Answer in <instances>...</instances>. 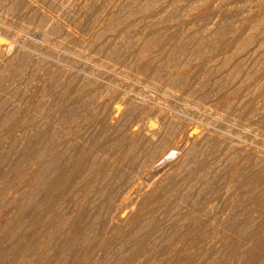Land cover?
<instances>
[{"label":"rangeland","instance_id":"rangeland-1","mask_svg":"<svg viewBox=\"0 0 264 264\" xmlns=\"http://www.w3.org/2000/svg\"><path fill=\"white\" fill-rule=\"evenodd\" d=\"M15 1L0 0V264H130L146 240L155 248L145 255L156 257L147 264H177L185 257L178 264H219L229 244L241 241L240 227L263 234L264 0ZM253 25L257 42L231 51L234 39ZM224 58L231 66L223 65ZM118 105L122 122L136 119L162 129L156 142L184 135L183 150L150 166L139 150L125 147L127 129L119 136L112 128L111 110ZM57 110L61 114L49 118ZM215 149L212 174L199 169ZM226 150L225 159L220 153ZM244 156L257 163L253 191L229 180ZM179 227L186 235L176 232ZM170 239L188 249L175 258L180 247ZM167 241L172 250H165ZM193 248L196 258L188 254Z\"/></svg>","mask_w":264,"mask_h":264},{"label":"bare ground","instance_id":"bare-ground-1","mask_svg":"<svg viewBox=\"0 0 264 264\" xmlns=\"http://www.w3.org/2000/svg\"><path fill=\"white\" fill-rule=\"evenodd\" d=\"M4 1V0H3ZM15 1V0H14ZM19 1V0H18ZM7 2V1H6ZM6 2H4V3H6ZM16 2V1H15ZM21 2H22V0H21ZM202 2V1H201ZM254 2H257V1H254ZM14 4V3H13ZM16 4V3H15ZM17 5V4H16ZM247 5V4H246ZM245 5V6H246ZM250 5V4H249ZM202 6V5H201ZM236 6V5H235ZM240 6H242V5H240ZM245 6H243V7H245ZM248 6V5H247ZM246 6V7H247ZM240 8V7H239ZM234 10V9H233ZM251 10H252V8H251ZM249 11V10H248ZM8 13V12H7ZM225 13V12H224ZM228 13V12H227ZM233 13V12H232ZM54 14V13H53ZM139 14V13H138ZM169 14H170V12H169ZM173 14V13H172ZM10 15V14H9ZM48 15V14H47ZM198 15V14H197ZM202 15V14H201ZM52 16V15H51ZM245 16V15H244ZM49 17V16H48ZM52 18V17H51ZM58 18V17H57ZM163 18V17H162ZM228 18V17H227ZM48 19V18H47ZM181 19V18H180ZM185 19V18H184ZM56 20V19H55ZM195 21H196V19H195ZM59 22H61V21H59ZM199 22H201V20L199 21ZM217 22V21H216ZM62 23V22H61ZM194 23V22H193ZM45 24V23H44ZM198 24V23H197ZM200 24V23H199ZM192 25V24H191ZM196 26V25H195ZM213 26V25H212ZM219 26V25H218ZM233 26V25H232ZM119 27V26H118ZM177 27V26H176ZM175 27V28H176ZM190 27V26H189ZM200 26H198V28H199ZM209 27V26H208ZM111 28H112V26H111ZM192 28V27H191ZM212 28V27H211ZM231 28V27H230ZM255 25H253V26H251L248 30H249V32L248 33H246L245 35H243V34H241V35H239V36H237L235 39H234V43H233V45H231V51H236V49H241V50H244L245 49V47H248V46H252V45H254L256 42H257V39L260 37L259 35H257V32H254L255 31ZM68 29V28H67ZM71 29V28H70ZM184 29V28H183ZM203 29H205V28H203ZM224 29H225V27H224ZM21 30V29H20ZM189 30V29H188ZM247 30V29H246ZM27 31V30H26ZM40 31V30H39ZM45 31V30H44ZM58 31V30H57ZM60 31V30H59ZM202 31V30H201ZM204 31V30H203ZM207 31V33H208V30H205V32ZM17 32V31H16ZM47 32V31H46ZM91 32V31H90ZM172 32V31H171ZM211 32H214V31H211ZM229 32V31H228ZM180 33V32H179ZM181 33L183 34V32L181 31ZM180 33V34H181ZM187 33V32H186ZM158 34V33H157ZM195 34H196V32H195ZM197 34H199V32L197 33ZM203 34H205V33H203ZM143 35V34H142ZM144 35H145V33H144ZM175 35V34H174ZM202 35V34H201ZM44 34H42V33H39V32H37V36H36V38L37 39H39V40H41L42 42L44 41ZM167 36V35H166ZM182 36V35H181ZM215 36V35H214ZM223 36V35H222ZM35 37V36H34ZM52 37V36H51ZM141 37V36H140ZM156 37H157V35H156ZM163 37V36H162ZM161 37V38H162ZM201 38V37H200ZM264 38V37H263ZM26 39V38H25ZM147 39V38H146ZM163 39H165V38H163ZM169 39V38H168ZM177 39V38H176ZM174 37H172L171 36V39H169V41L170 42H174L175 40H176ZM24 40V39H23ZM27 40V39H26ZM97 40V39H96ZM112 40V39H111ZM138 40V39H137ZM153 40V39H152ZM162 40V39H161ZM161 40H159V41H161ZM13 41H14V39H13ZM21 41V40H20ZM26 42V41H25ZM41 42V43H42ZM88 42V41H87ZM127 43H129V41H126ZM148 42V41H147ZM198 42V41H197ZM34 43V42H33ZM40 43V44H41ZM140 43V42H139ZM11 44V43H10ZM9 44V45H10ZM137 44V43H136ZM142 44V43H141ZM160 44V43H159ZM165 44V43H164ZM42 45V44H41ZM53 45V44H52ZM135 45V44H134ZM170 45V44H169ZM168 44H166V46H169ZM201 45V44H200ZM34 46V45H33ZM117 46V45H116ZM157 46V45H156ZM162 46V45H161ZM208 46V45H207ZM30 47V46H29ZM135 47V46H134ZM165 47V46H164ZM6 48V47H5ZM14 48V45H11V46H9L8 47V49L9 50H4L3 51V53L2 54H5V53H9V52H11V50ZM32 48V47H31ZM98 48H101V47H98ZM107 48V47H106ZM18 49V48H17ZM20 49V48H19ZM155 49H156V47H155ZM160 49V48H159ZM193 49V48H192ZM141 50V49H140ZM145 50V49H144ZM156 50H158V48L156 49ZM165 50H167V49H165ZM206 50V49H205ZM8 51V52H7ZM19 51V50H18ZM56 51V50H55ZM25 52V51H24ZM99 52V51H98ZM110 52V51H109ZM144 52V51H143ZM162 52H164V51H162ZM94 53V52H93ZM92 53V54H93ZM96 53V52H95ZM152 53V52H151ZM160 53V52H159ZM205 53V52H204ZM227 53H228V51H227ZM57 54V53H56ZM62 53H60V55H61ZM110 54V53H109ZM144 54V53H143ZM167 54V53H166ZM94 55V54H93ZM93 55H91V56H93ZM111 55V54H110ZM142 55V54H141ZM201 55V54H200ZM200 55H199V57H200ZM15 56H16V54H15ZM33 56V55H32ZM74 56V55H73ZM95 56V55H94ZM132 56V55H131ZM140 56V55H139ZM142 56H144V55H142ZM152 56V55H151ZM162 56V55H161ZM35 57V56H34ZM133 57V56H132ZM141 57V56H140ZM147 57V56H146ZM159 57V56H158ZM10 58V57H9ZM78 58V57H77ZM137 58H138V56H137ZM147 58H150V57H147ZM161 58V57H160ZM23 59V58H22ZM90 59V58H89ZM136 59V58H135ZM141 58H139V60H140ZM143 59V58H142ZM170 59V58H169ZM209 59V58H208ZM3 60V59H2ZM154 60V59H153ZM157 60H158V58H157ZM156 60V61H157ZM218 60V59H217ZM244 60V59H243ZM102 61V60H101ZM125 61V60H124ZM141 61V60H140ZM149 61V60H148ZM139 62V61H138ZM145 62V61H144ZM153 62V61H152ZM125 63V62H124ZM134 63V62H133ZM146 63V62H145ZM222 63H223V65H225V67H228V66H231V62H230V60H227V59H225L224 58V60L222 61ZM55 64V63H54ZM147 64H148V62H147ZM151 64V63H150ZM145 65V64H144ZM6 66V65H5ZM147 66V65H146ZM148 66H149V64H148ZM240 64L239 63H236L235 64V69H240ZM134 67V66H133ZM143 68V67H142ZM147 68V67H146ZM100 70V69H99ZM112 70V69H111ZM151 71V70H150ZM140 72V71H139ZM147 72V71H146ZM221 73V72H220ZM41 74V73H40ZM127 74V73H126ZM140 74V73H139ZM53 75V74H52ZM89 75V74H88ZM54 76V75H53ZM138 77V76H137ZM231 77V76H230ZM240 77V76H239ZM32 78V77H31ZM184 79V78H183ZM127 80V79H126ZM213 80V79H212ZM122 81V80H121ZM35 82V81H34ZM136 82V81H135ZM38 83V82H37ZM260 84H263L264 85V79L263 80H261L260 81ZM48 85V84H47ZM222 85V84H221ZM40 86V85H39ZM256 86V85H255ZM129 87V86H128ZM145 87V86H144ZM83 88V87H82ZM85 88V87H84ZM131 90V89H130ZM41 91V90H40ZM149 91V90H148ZM258 92V91H257ZM17 93V92H16ZM46 93V92H45ZM163 93V92H162ZM175 94V93H174ZM69 95V94H68ZM262 95V94H261ZM70 96H71V94H70ZM125 96V95H124ZM149 96V95H148ZM32 97V96H31ZM73 97V96H72ZM237 97V96H236ZM124 98V97H123ZM127 98V97H126ZM247 98V97H246ZM130 99H132V98H130ZM60 100V99H59ZM94 100V99H93ZM101 100V99H100ZM122 100V99H121ZM120 100V101H121ZM125 100V99H124ZM154 100V99H153ZM68 101V100H67ZM70 102V101H69ZM100 103H102V102H100ZM139 104V103H138ZM98 105V104H97ZM101 105V104H100ZM24 107V106H23ZM65 107V106H64ZM71 107V106H70ZM123 107V106H122ZM134 107H136V106H134ZM148 107V106H147ZM63 108V107H62ZM153 108V107H152ZM195 108V107H194ZM123 109V108H122ZM142 109V108H141ZM146 109V108H145ZM125 110V109H124ZM121 108L119 107V105L118 106H114L113 108H112V110H111V114H110V119H111V124H112V128L113 129H116V133L119 135V136H123L124 134H125V131H124V128L125 129H127V132L128 133H126L127 134V137H128V141L126 142L127 144H126V146L125 147H127V149H129V150H131V151H133V150H139V152H140V157L142 158V160H144L145 162H148L149 164H150V166H153V165H155L162 157H163V155L164 154H166L167 152H169V151H174V150H177V151H182L183 150V144H184V135L183 136H179L180 138H172L171 140H166V141H164V142H156L154 139H156L155 138V136H157L158 135V132H160L162 129H160L159 128V131H155V127H154V123H150V128L149 127H147V123H145V122H142V121H140V120H136V119H132V120H127L126 122H122L121 121V115H120V113H121ZM52 112V111H51ZM54 112V111H53ZM61 110H57V111H55L54 113H52V114H50L49 113V118H52L55 114L56 115H60L61 114ZM123 112V111H122ZM145 112V111H144ZM90 113V112H89ZM5 114V113H4ZM69 116V115H68ZM106 116H107V114H106ZM105 116V117H106ZM109 116V115H108ZM88 117V116H87ZM156 117V116H155ZM154 117V119H156ZM24 118V117H23ZM109 119V120H110ZM250 119V118H249ZM73 121H75V120H73ZM77 121V120H76ZM151 121V120H150ZM156 121V120H155ZM155 121H153V122H155ZM83 122V121H82ZM87 122V121H86ZM148 122V121H147ZM158 122V121H157ZM163 122V121H162ZM175 122V121H174ZM76 124V123H75ZM149 125V124H148ZM156 125V124H155ZM76 126V125H75ZM126 126H127V128H126ZM181 126V125H180ZM16 130H18V129H16ZM80 130V129H79ZM107 130V129H106ZM157 130V129H156ZM188 130V129H187ZM75 131V130H74ZM172 131V130H171ZM200 132V131H199ZM183 133H185V132H183ZM161 134V133H160ZM172 134V133H171ZM177 134V133H176ZM190 134V133H189ZM188 134V135H189ZM193 134H195V132L193 133ZM8 135V134H7ZM202 135V134H201ZM64 136V135H63ZM192 136V135H191ZM190 136V137H191ZM233 136V135H232ZM199 137H200V135H199ZM237 137V136H236ZM3 138V137H2ZM76 138V137H75ZM78 138V137H77ZM94 139H96V138H94ZM93 139V140H94ZM1 140V139H0ZM190 140V139H189ZM228 140V139H227ZM213 142H215V141H213ZM226 142V141H225ZM121 143V142H120ZM187 143V142H186ZM30 144V143H29ZM228 144V143H227ZM216 145V144H215ZM236 145H237V143H236ZM58 146V145H57ZM219 146V145H218ZM37 147V146H36ZM39 147V146H38ZM102 147V146H101ZM120 147V146H119ZM76 148V147H75ZM198 148V147H197ZM231 148V147H230ZM229 148V149H230ZM85 149V148H84ZM233 149V148H232ZM237 149V148H236ZM92 150V149H91ZM188 150V149H187ZM228 150V149H227ZM222 151V153H220V155H221V157L222 158H227V156H228V151ZM50 151H51V149H50ZM95 151V150H94ZM83 152V151H82ZM138 152V153H139ZM188 152V151H187ZM63 153V152H62ZM121 152H117L116 154H115V156H118L119 154H120ZM128 153V152H127ZM137 153V152H136ZM216 153V149L212 152V154H210L211 156L210 157H207V158H204V159H202L201 161H200V164H198V162H197V164L198 165H201V167L199 168V169H204V168H210L209 170L211 171V174H212V171L214 170V166L215 165H217V163H218V157H216V155H214ZM52 154V153H51ZM69 154V153H68ZM72 154V153H71ZM107 154H109L108 152H107ZM122 154H123V152H122ZM121 154V155H122ZM244 154V153H243ZM48 156H49V153L47 154ZM64 155H65V153H64ZM70 155V154H69ZM125 155V154H124ZM179 155V154H178ZM51 156V155H50ZM176 156V155H175ZM260 156H261V154H260ZM98 157V156H97ZM122 157V156H121ZM136 157V156H135ZM174 157V156H173ZM220 157V158H221ZM68 158V157H67ZM66 158V159H67ZM130 158V157H129ZM115 159V158H114ZM118 159V158H117ZM138 159H140V158H138ZM184 159V158H183ZM250 159V158H249ZM78 160V159H77ZM110 160V159H109ZM127 160V159H126ZM197 160V159H196ZM251 160V159H250ZM58 161V160H57ZM92 161V160H91ZM133 161H135V160H133ZM132 161V162H133ZM172 161V160H171ZM101 162V161H100ZM106 162V161H105ZM107 162H108V159H107ZM130 162V161H129ZM178 162V161H177ZM94 163V162H93ZM103 163V162H102ZM112 163H113V161H112ZM125 163V162H124ZM140 163H143L142 161L140 162ZM139 163V164H140ZM147 163V164H148ZM160 163V162H159ZM224 163L226 164V162L224 161ZM74 164V163H73ZM92 164V163H91ZM145 164V163H144ZM93 165H95V163L94 164H92V166ZM164 165V164H163ZM70 166V165H69ZM146 166V165H145ZM235 168H234V170L231 172V174H230V181L232 180V181H236L237 182V186L238 187H247L250 191H253L256 187H258L254 182H253V180H254V178L256 177V175H257V173H258V170H257V163H255V162H251V163H249V161H248V158L246 157V156H244V157H240L237 161H236V163H235ZM94 167V166H93ZM97 167V166H96ZM102 167H103V164H102ZM131 167V166H130ZM137 167H139V166H137ZM137 167L135 166V169H137ZM143 167H144V165H143ZM89 168H90V166H89ZM99 168V167H98ZM101 168V167H100ZM99 168V169H100ZM109 168V167H108ZM132 168V167H131ZM140 169H141V167H139ZM221 168V167H220ZM219 168V169H220ZM112 169V168H111ZM115 169V168H114ZM151 169V168H150ZM157 169V168H156ZM262 169V168H261ZM29 170V169H28ZM45 170H47V169H45ZM101 170H102V168H101ZM105 170H107V168L105 169ZM110 170V169H109ZM123 170H124V168H123ZM139 170V169H138ZM152 170V169H151ZM202 170H200V171H202ZM48 171V170H47ZM116 171V170H115ZM204 171V170H203ZM51 172V171H50ZM72 172V171H71ZM100 172V171H99ZM104 172V171H103ZM107 172H109V171H106V173ZM111 172V171H110ZM117 172V171H116ZM125 172H126V170H125ZM226 172V171H225ZM227 172H228V170H227ZM263 172V171H262ZM64 173V172H63ZM105 173V172H104ZM127 173H129V172H127ZM137 173H138V171H137ZM170 173V172H169ZM223 173H224V171H223ZM83 174V173H82ZM108 175H110V173H107ZM148 174V173H147ZM259 174V173H258ZM62 175V174H61ZM116 175H118V174H116ZM162 175V174H161ZM227 175V174H226ZM23 176V175H22ZM50 176V175H49ZM115 176V175H114ZM147 176V175H146ZM25 177V176H24ZM125 177V176H124ZM142 177V176H141ZM158 177V176H157ZM194 177V176H193ZM222 177V176H221ZM258 177V176H257ZM256 177V178H257ZM145 178V177H144ZM209 178V177H208ZM20 179V178H19ZM113 179H114V177H113ZM136 179V178H135ZM141 179V178H140ZM154 179V178H153ZM104 180V179H103ZM139 180V179H138ZM142 180V179H141ZM145 180V179H144ZM184 180V179H183ZM219 180H220V176H215V182L216 183H218L219 182ZM25 181H27V180H25ZM59 181V180H58ZM136 181H137V179H136ZM148 181V180H147ZM171 181H173V180H171ZM189 181V180H188ZM192 181V180H191ZM59 183V182H58ZM115 183H116V181H115ZM152 183V182H151ZM165 183V182H164ZM212 183V182H211ZM222 183V182H221ZM26 185H27V183H25ZM111 184V183H110ZM117 184V183H116ZM133 184V183H132ZM145 184H146V182H145ZM62 185V184H61ZM115 185V184H114ZM147 185V184H146ZM145 185V186H146ZM149 185V184H148ZM151 185V184H150ZM21 186V185H20ZM142 186V185H141ZM194 186V185H193ZM60 187V186H59ZM114 187V186H113ZM116 187V186H115ZM133 187V186H132ZM149 187V186H148ZM188 187V186H187ZM196 187V186H195ZM231 187V186H230ZM23 188V187H22ZM28 188V187H27ZM111 188V187H110ZM128 188H129V186H128ZM143 188V187H142ZM180 188H182V187H180ZM116 189V188H115ZM41 190V189H40ZM69 190V189H68ZM126 190V189H125ZM130 190H131V188H130ZM200 190V189H199ZM225 190V189H224ZM229 190V189H228ZM43 191V190H42ZM61 191V190H60ZM114 191V190H113ZM153 191V190H152ZM240 191V190H239ZM30 192V191H29ZM56 192V191H55ZM116 193H117V191H115ZM129 192V191H128ZM214 192V191H213ZM221 192V191H220ZM227 192V191H226ZM230 192V191H229ZM23 193V192H22ZM79 193V192H78ZM120 193V192H119ZM125 193V192H124ZM131 193V192H130ZM152 193V192H151ZM251 193V192H250ZM259 193V192H258ZM264 193V192H263ZM59 194V193H58ZM122 194V193H121ZM128 194V193H127ZM126 194V195H127ZM144 194V193H143ZM181 193H179V196H182V195H180ZM228 194V193H227ZM233 194V193H232ZM236 194V193H235ZM238 194V193H237ZM262 194V193H261ZM52 195V194H51ZM135 195H137V194H135ZM148 195V193H146V196ZM150 195H153V194H150ZM173 195V194H172ZM215 195V194H214ZM234 195V194H233ZM240 195V194H239ZM101 196H103V197H105V198H107L106 200L107 201H111L112 199H113V195H110V194H107L106 193V191H102L101 192ZM171 196V195H170ZM176 196H178V195H176ZM216 196V195H215ZM214 196V197H215ZM261 196V195H260ZM118 197V196H117ZM116 197V198H117ZM125 197V196H124ZM222 197V196H221ZM242 197V196H241ZM62 198V197H61ZM60 198V199H61ZM181 198V197H180ZM213 198V197H212ZM236 198V197H235ZM138 199V198H137ZM160 199V198H159ZM185 199V198H184ZM216 199H218V198H216ZM222 200H223V198H221ZM229 199V198H228ZM234 199V198H233ZM31 200V199H30ZM58 200V199H57ZM123 200H124V198H123ZM122 200V201H123ZM127 200V199H126ZM176 200V199H175ZM209 200H210V198H209ZM214 201H215V198L213 199ZM261 200H263L264 201V194H263V196H262V199ZM24 201V200H23ZM32 201V200H31ZM132 201V200H131ZM138 201V200H137ZM154 201V200H153ZM159 201V200H158ZM162 201V200H161ZM181 201H182V199H181ZM180 201V202H181ZM218 201V200H217ZM258 201V200H257ZM117 202V201H116ZM125 202V201H124ZM206 202V201H205ZM234 202V201H233ZM73 203V202H72ZM170 203L171 204H173V206H174V203H175V201H174V199H171V201H170ZM187 203V202H186ZM227 203H228V201H227ZM232 203V202H231ZM32 204V203H31ZM120 204V203H119ZM126 204V203H125ZM162 204V203H161ZM171 204H169V205H171ZM198 204V203H197ZM209 204V203H208ZM220 204V203H219ZM238 204V203H237ZM210 205H211V203H210ZM215 205V204H214ZM128 206V205H127ZM190 206H192V204L190 205ZM218 206V205H217ZM260 206V205H259ZM118 207H120V206H118ZM140 207V206H139ZM170 207V206H169ZM175 207V206H174ZM210 207V206H209ZM229 207L231 208L232 206H230L229 205ZM154 208V207H153ZM171 208H172V206H171ZM204 209L205 208H207L206 206L205 207H203ZM259 208V207H258ZM199 209V208H198ZM260 209V208H259ZM120 210V209H119ZM132 210V209H131ZM142 210V209H141ZM153 210V209H152ZM165 210V209H164ZM168 209H166V211H167ZM215 210V209H214ZM57 211V210H56ZM99 211V210H98ZM104 211V210H103ZM105 211H106V209H105ZM108 211V210H107ZM116 211H117V208H116ZM127 211V210H126ZM193 211V210H192ZM213 211V210H212ZM37 212V211H36ZM76 212V211H75ZM115 212V211H114ZM155 212V211H154ZM157 212V211H156ZM174 212V211H173ZM179 212V211H178ZM177 212V213H178ZM181 212V211H180ZM196 212H197V210H196ZM195 212V213H196ZM221 212V211H220ZM115 213H117V212H115ZM127 213V212H126ZM132 213V212H131ZM134 213V212H133ZM142 213V212H141ZM187 213V212H186ZM214 213V212H213ZM20 214V213H19ZM22 214V213H21ZM72 214V213H71ZM77 214V213H76ZM122 214H124V213H122ZM217 214V213H216ZM23 215V214H22ZM125 215V214H124ZM196 215H198V212H197V214ZM196 215H195V217H196ZM218 215V214H217ZM103 216V215H102ZM120 216H121V214H120ZM171 216V215H170ZM169 216V218L170 219H172V218H174V216L173 217H170ZM191 216V215H190ZM231 216V215H230ZM236 216V215H235ZM124 217V216H123ZM164 217H166V215L164 214ZM177 217H178V215H177ZM186 217V216H185ZM233 218H234V216H232ZM50 219H51V217H49ZM167 218V217H166ZM165 218V219H166ZM199 218H201V217H199ZM198 218V219H199ZM221 218V217H220ZM79 219V218H78ZM113 219V218H112ZM132 219V218H131ZM142 219V218H141ZM140 219V220H141ZM174 219H176V217L174 218ZM173 219V220H174ZM197 219V218H196ZM224 219H226V218H224ZM229 219V218H228ZM178 220V219H177ZM184 220V219H183ZM193 220V219H192ZM195 220V219H194ZM200 220V219H199ZM54 221V220H53ZM221 221H223V220H221ZM112 221H110V223H111ZM180 222H182V220L180 221ZM224 222V221H223ZM235 222V221H234ZM148 223V222H147ZM182 223H184V221L182 222ZM200 223H203V222H200ZM199 223V224H200ZM222 223V222H221ZM235 223H237V222H235ZM251 223V222H250ZM22 224V223H21ZM36 224V223H35ZM52 224H53V222H52ZM177 224V223H176ZM181 224V223H180ZM185 224V223H184ZM183 224V226H181V227H183V229H187V228H185L184 226H186V224L184 225ZM197 224V223H196ZM198 225V224H197ZM196 225V227H198ZM201 225V224H200ZM211 225H212V223H211ZM219 225H220V222H219ZM224 225H225V223H224ZM227 225V224H226ZM21 226V225H20ZM153 226V225H152ZM176 226H179V224L178 225H176ZM192 226H194V225H192ZM202 226V225H201ZM200 226V227H201ZM233 226V225H232ZM235 226H237V225H235ZM241 226V225H240ZM256 226V225H255ZM263 226V225H262ZM262 226H260V228L262 227ZM68 227V226H67ZM181 227H179V228H181ZM187 227V226H186ZM199 227V228H200ZM221 227H223V226H221ZM220 227V228H221ZM140 228V227H139ZM153 228V227H152ZM161 228H162V226H161ZM160 228V229H161ZM173 228V227H172ZM192 228H194V227H192ZM259 228V227H258ZM150 229V228H149ZM198 229V228H197ZM202 229V228H201ZM204 229V228H203ZM161 230H163V229H161ZM175 230H177L176 232H178V233H181L183 230H182V228L181 229H175ZM174 230V231H175ZM196 230V229H195ZM199 230V229H198ZM197 230V231H198ZM208 230V229H207ZM235 230V229H234ZM238 230V229H237ZM179 231H181V232H179ZM186 231V230H185ZM184 231V232H185ZM188 231H191V230H188ZM201 231H203V230H201ZM210 231V230H209ZM250 231H258V233H259V230L257 229V230H253V228L252 227H250L249 225H244V226H242V227H240V230H239V232L241 233L242 232V234H244L242 237L240 236V239H241V241H239V243L238 244H236V245H233V243H234V241H233V239L231 240V241H233V243H232V245H233V247L231 246V244H229V250H228V252L226 251V254L224 253L223 255H225V256H223V255H221V256H223V257H221V259L219 258V260H221L220 261V263L219 264H234V262L235 261H239L240 262V264H264V228L263 229H261L260 231H262V235H257L256 234V232L255 233H251ZM184 232H182V233H184ZM213 232V231H212ZM65 233V232H64ZM186 233V232H185ZM184 233V235H186ZM188 233V232H187ZM191 233H189V235H190ZM207 234V233H206ZM49 235V234H48ZM148 235V234H147ZM175 235V234H174ZM178 235V234H177ZM183 235V234H182ZM200 235V234H199ZM5 236V235H4ZM157 236V235H156ZM167 236V235H166ZM170 236H172V235H170ZM187 236H188V234H187ZM208 236V235H207ZM214 236V235H213ZM212 236V237H213ZM235 236V235H234ZM236 236H238L237 234H236ZM235 236V237H236ZM1 237V236H0ZM160 237V236H159ZM168 237V236H167ZM189 237H191V236H189ZM216 237V236H215ZM229 237V236H228ZM231 237V236H230ZM229 237V238H230ZM62 238V237H61ZM133 238V237H132ZM154 238V237H153ZM178 238V237H177ZM184 238V237H183ZM187 238V237H186ZM226 238V237H225ZM225 238H223L222 239V243H223V241H224V239ZM3 239V238H2ZM9 239V238H8ZM101 239V238H100ZM155 239V238H154ZM157 239H159V238H157ZM157 239H155V240H157ZM161 239V238H160ZM163 239V238H162ZM179 239V238H178ZM178 239H176V242H178L179 240ZM187 239H189V238H187ZM237 239V238H236ZM239 239V238H238ZM239 239V240H240ZM11 240V239H10ZM169 240V239H168ZM191 240V239H190ZM194 240V239H193ZM229 240V239H228ZM228 240H227V238H226V241L228 242ZM138 241H139V239H138ZM160 241V240H159ZM175 241V240H174ZM189 241V240H188ZM198 241V240H197ZM214 241V240H213ZM225 241V242H226ZM8 242V241H7ZM41 242V241H40ZM53 242H55V241H53ZM168 242V241H167ZM170 244L172 245V246H174L175 244H177L176 242H174L173 244L171 243L172 241H171V239H170ZM169 242L166 244L167 246H168V244H169ZM181 242V241H180ZM179 242V243H180ZM183 242V241H182ZM196 242V241H195ZM209 242H211V241H209ZM229 242H230V240H229ZM189 243H190V241H189ZM194 243V242H193ZM231 243V242H230ZM48 244V243H47ZM169 244V245H170ZM184 244V243H183ZM191 244V243H190ZM198 244V243H197ZM207 244V243H206ZM225 244V243H224ZM223 244V245H224ZM6 245H8V244H6ZM41 245V244H40ZM153 245H154V243H153ZM153 245L151 244V242L150 241H148V240H146L143 244H142V246H141V249H136V250H134V252H132V254L130 255V257H129V261H130V264H147V263H149V262H151V261H153V260H155L156 259V257H153V255L151 254V256H146L145 255V252H151L152 250H153V248H155V246L153 247ZM164 245V244H163ZM178 245L179 244H177V247H178ZM196 245V244H195ZM220 245V244H219ZM34 246V245H33ZM114 246V245H113ZM181 246V243H180V245H179V247ZM185 246H186V243H185ZM196 246H198V245H196ZM213 246V245H212ZM224 246H226V244L224 245ZM1 247H2V245H1ZM137 247V246H136ZM171 247V246H170ZM170 247L168 246L167 248H169V249H165V250H172V247H171V249H170ZM176 246H175V248H177ZM183 247V246H182ZM182 247H180V248H178V251H175V258H177L178 256H176V254H178L179 255V250L181 251L182 250ZM195 247V246H194ZM206 247V246H205ZM219 247V246H218ZM227 247V248H228ZM230 247H232V248H230ZM15 248V247H14ZM20 248V247H19ZM21 248H23L22 246H21ZM41 248V247H40ZM128 248V247H127ZM184 248V250L186 249H188V247H183ZM191 248V247H190ZM202 248H204V247H202ZM212 248V247H211ZM156 249H158V247L156 248ZM155 249V250H156ZM164 248H162V250H163ZM197 249H201V248H199V247H197ZM206 249V248H205ZM218 249H220V248H218ZM76 250V249H75ZM119 250V249H118ZM121 250V249H120ZM127 250V249H126ZM175 250V249H174ZM173 250V251H174ZM195 249L193 248V250H189L188 252L186 251V253H188V254H190L191 252L193 253V255L195 254L193 251H194ZM225 250V249H224ZM227 250V249H226ZM161 251V250H160ZM196 251V250H195ZM220 251H221V249H220ZM223 251V250H222ZM38 252V251H37ZM116 252V251H115ZM162 252H164V250L162 251ZM170 252L171 251H169V254H170ZM177 252V253H176ZM182 252V251H181ZM197 252H199V251H197ZM208 252V251H207ZM9 253V252H8ZM15 253V252H14ZM24 253V252H23ZM154 253V252H153ZM172 253H174V252H172ZM171 253V254H172ZM200 253V252H199ZM198 253V254H199ZM202 253V252H201ZM212 253V252H211ZM29 254V253H28ZM36 254V253H35ZM171 254H170V256H171ZM185 256H187L188 254H185V253H183ZM182 254V257L184 256ZM25 255V254H24ZM96 255V254H95ZM156 255V254H155ZM174 255V254H173ZM173 255H172V257H173ZM181 255V254H180ZM179 255V256H180ZM191 255V254H190ZM197 255V253L194 255L195 256V258L197 257L196 256ZM211 255V254H210ZM209 255V257H211ZM3 256V255H2ZM1 256V257H2ZM46 256V255H45ZM192 256V255H191ZM201 256V255H200ZM199 255H198V257H200ZM203 256V255H202ZM207 256V255H206ZM4 257V256H3ZM16 257V256H15ZM21 257V256H20ZM57 257H59V256H57ZM172 257L170 258L171 260H173L172 259ZM188 257V256H187ZM205 257V256H204ZM204 257H202V258H204ZM207 258V257H205V258H207V259H210V258ZM11 258V257H10ZM184 258V257H183ZM186 258V257H185ZM185 258H184V260H185ZM194 258V259H195ZM204 258V259H205ZM212 258V257H211ZM217 258V257H216ZM223 258V259H222ZM12 259H13V257H12ZM49 259V258H48ZM125 259V258H124ZM178 259H180L179 261H182L183 259L182 258H178ZM178 259H177V264L179 263V261H178ZM190 259H191V257H190ZM199 259H201V258H198V260ZM204 259H203V262H204ZM215 259V258H214ZM213 259V260H214ZM0 260H1V258H0ZM16 260V259H15ZM24 260V259H23ZM175 260V259H174ZM183 260V261H184ZM186 260H188L187 258H186ZM192 260H193V257H192ZM202 260V259H201ZM14 261V260H13ZM19 261H21V258L19 259ZM26 261V260H25ZM44 261V260H43ZM195 261V260H194ZM197 261V260H196ZM196 261H195V264H197L198 263V261H197V263H196ZM215 261L216 260H214V263H215ZM218 261V260H217ZM0 262H4L3 261V259H2V261H0ZM15 262V261H14ZM28 262V261H27ZM31 262V261H30ZM59 262V261H58ZM57 262V263H58ZM61 262V261H60ZM173 262H175V261H173ZM219 262V261H218ZM218 262H217V264H218ZM22 263V262H21ZM24 263V262H23ZM34 263V262H33ZM32 263V264H33ZM48 263V262H47ZM46 263V264H47ZM124 263V262H123ZM167 263H169V261H167ZM167 263H165V261H162V260H160V261H158L157 262V264H167ZM170 263H172V262H170ZM176 263V262H175ZM183 263V262H182ZM184 263H185V261H184ZM183 263V264H184ZM236 263V262H235ZM16 264V263H15ZM28 264V263H27ZM95 264V263H94ZM187 264V263H186ZM188 264H192V263H188ZM200 264V263H199ZM201 264H203V263H201ZM208 264V263H207ZM211 264V263H210ZM216 264V263H215Z\"/></svg>","mask_w":264,"mask_h":264}]
</instances>
